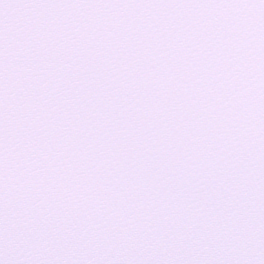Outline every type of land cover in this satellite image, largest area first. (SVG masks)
<instances>
[{
    "label": "snow or ice",
    "instance_id": "snow-or-ice-1",
    "mask_svg": "<svg viewBox=\"0 0 264 264\" xmlns=\"http://www.w3.org/2000/svg\"><path fill=\"white\" fill-rule=\"evenodd\" d=\"M0 264H264V0H0Z\"/></svg>",
    "mask_w": 264,
    "mask_h": 264
}]
</instances>
